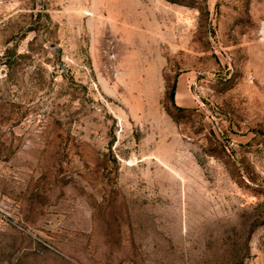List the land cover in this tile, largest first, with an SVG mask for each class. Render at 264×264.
<instances>
[{
  "label": "rangeland",
  "instance_id": "obj_1",
  "mask_svg": "<svg viewBox=\"0 0 264 264\" xmlns=\"http://www.w3.org/2000/svg\"><path fill=\"white\" fill-rule=\"evenodd\" d=\"M0 264H264V0H0Z\"/></svg>",
  "mask_w": 264,
  "mask_h": 264
},
{
  "label": "trees",
  "instance_id": "obj_2",
  "mask_svg": "<svg viewBox=\"0 0 264 264\" xmlns=\"http://www.w3.org/2000/svg\"><path fill=\"white\" fill-rule=\"evenodd\" d=\"M176 89H177V85L175 84V85L172 87V89L169 88V90H168V93H167V100H168V102L171 104V107L168 106V109H167V110H168L169 114L172 116V118H173L174 120L177 121L178 117H177V115H175V114L173 113V111H172L171 108H173V109L176 110L177 112H184L185 109H183V108L177 106V104H176V101H175V99H176Z\"/></svg>",
  "mask_w": 264,
  "mask_h": 264
}]
</instances>
